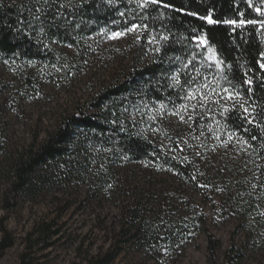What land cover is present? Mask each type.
<instances>
[{
    "label": "trees",
    "instance_id": "16d2710c",
    "mask_svg": "<svg viewBox=\"0 0 264 264\" xmlns=\"http://www.w3.org/2000/svg\"><path fill=\"white\" fill-rule=\"evenodd\" d=\"M133 26L146 60L20 152L11 161V189L32 196L49 182H85L93 164L106 171L124 162L173 173L197 188L202 177L187 151L192 134L194 142L241 143L236 146L254 171L253 186L264 191V0H0V60L32 87L24 68L61 67L52 43L83 54L85 37ZM208 51L215 61L206 58ZM225 97L230 101L222 103ZM156 107L175 114L187 138L159 124L150 114ZM132 226L129 238L147 246L173 247L188 230L170 219ZM207 242L216 248L210 235ZM8 246L3 242L0 252Z\"/></svg>",
    "mask_w": 264,
    "mask_h": 264
},
{
    "label": "rangeland",
    "instance_id": "374dc122",
    "mask_svg": "<svg viewBox=\"0 0 264 264\" xmlns=\"http://www.w3.org/2000/svg\"><path fill=\"white\" fill-rule=\"evenodd\" d=\"M139 39L133 26L85 37L83 54L52 43L61 67L24 68L32 87L0 60V245L10 243L0 264H264V191L253 186L254 171L243 165L236 146L241 143L194 142L181 120L160 107L150 112L159 124L188 135L187 151L202 177L197 188L173 173L124 162L106 171L93 164L85 182H49L32 196L11 189V161L20 152L40 144L63 115L84 110L96 91L146 60ZM206 58L215 61L210 51ZM169 219L188 229L173 247L129 238L133 223ZM207 235L216 242L212 251Z\"/></svg>",
    "mask_w": 264,
    "mask_h": 264
},
{
    "label": "snow or ice",
    "instance_id": "6c2138e0",
    "mask_svg": "<svg viewBox=\"0 0 264 264\" xmlns=\"http://www.w3.org/2000/svg\"><path fill=\"white\" fill-rule=\"evenodd\" d=\"M153 2H155V0H153ZM257 11H259V9H257ZM208 22L209 23H213V21L209 18L208 19ZM225 23H232V24H235L236 21H225ZM244 21H240V24L243 25ZM251 23V22H250ZM133 30V29H130V31ZM115 35H120L119 33H116ZM203 42V41H202ZM261 67H264V64L261 65Z\"/></svg>",
    "mask_w": 264,
    "mask_h": 264
}]
</instances>
